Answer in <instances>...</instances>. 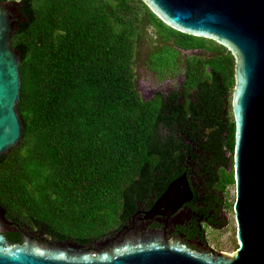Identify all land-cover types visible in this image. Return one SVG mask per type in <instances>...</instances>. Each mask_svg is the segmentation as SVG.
Listing matches in <instances>:
<instances>
[{
    "label": "trees",
    "instance_id": "obj_1",
    "mask_svg": "<svg viewBox=\"0 0 264 264\" xmlns=\"http://www.w3.org/2000/svg\"><path fill=\"white\" fill-rule=\"evenodd\" d=\"M18 2L12 42L23 135L0 158V204L9 214L87 244L118 230L185 171L194 202L215 205L225 148L235 143L232 52L168 26L144 0ZM188 48L205 51L187 56L184 93L168 103L162 93L144 99L141 54L162 76ZM200 168L211 176L205 187L194 179Z\"/></svg>",
    "mask_w": 264,
    "mask_h": 264
},
{
    "label": "water",
    "instance_id": "obj_2",
    "mask_svg": "<svg viewBox=\"0 0 264 264\" xmlns=\"http://www.w3.org/2000/svg\"><path fill=\"white\" fill-rule=\"evenodd\" d=\"M168 26L205 37L227 47L235 57L232 110L235 119L233 205L238 246L231 252H198L185 243L160 236L122 245L109 244L88 253L78 242L69 248L35 250L9 245L0 235V264H264V0H144ZM0 0V158L17 146L23 135L18 109L22 79L21 57L12 38L19 27L18 1L6 9ZM194 197L187 172L173 179L147 215L174 213ZM213 227L225 226L219 211ZM0 204V226L8 224Z\"/></svg>",
    "mask_w": 264,
    "mask_h": 264
},
{
    "label": "flooded vegetation",
    "instance_id": "obj_3",
    "mask_svg": "<svg viewBox=\"0 0 264 264\" xmlns=\"http://www.w3.org/2000/svg\"><path fill=\"white\" fill-rule=\"evenodd\" d=\"M14 1L19 0H3L2 6L6 9L14 8ZM16 8L18 10V6ZM14 16L20 19L21 13L17 11ZM204 51L205 49L202 48L179 49L180 54L177 59L178 62L176 63L178 68L174 71L169 70L163 73L162 76L146 64L148 66L146 69L149 68L153 75L156 76L157 83L151 86L149 82H138L137 85L143 98L149 100L158 93H162L166 98L165 103H168L171 101V98H174L176 93L180 92V95H182L185 91L183 83L187 68V56L191 54H202ZM182 53H186L187 55L183 56ZM181 65H183L182 69ZM170 76H175V78H171ZM200 153L202 154V152ZM202 155L204 156L202 159L210 158L207 154ZM201 171L202 169L200 168L198 171H194V173H199L202 176ZM203 177L204 181H206L211 176L204 174ZM188 178L192 179L191 176ZM156 198V195L153 194L151 197V201L153 200L152 203L145 202L139 205L134 214L118 230L87 244L78 242L79 249L88 253H96L101 251L103 246H108L109 244H117L120 246L125 241L147 240L152 236H160L159 238L162 242L185 243L190 250L208 253L220 251L216 250L207 239L205 227V224H220L216 222L219 217V207H221L218 201L215 205L209 206L206 202L202 201L203 198L200 202H194L193 197L192 200L186 202L174 213L165 212L148 216L147 212L153 206ZM6 218L9 223L0 226V235L5 237L9 245H30L35 250H38V248L51 250L55 248H69L71 242H77L68 239L61 240L54 237V235L49 233L47 226L19 222L7 210Z\"/></svg>",
    "mask_w": 264,
    "mask_h": 264
},
{
    "label": "rangeland",
    "instance_id": "obj_4",
    "mask_svg": "<svg viewBox=\"0 0 264 264\" xmlns=\"http://www.w3.org/2000/svg\"><path fill=\"white\" fill-rule=\"evenodd\" d=\"M151 34L153 35L154 32L152 31ZM145 43H148L146 41ZM143 51L146 52L147 49L143 47ZM183 56L187 55L186 53H182ZM141 54V60H138L137 64V84L138 82H149L151 86H154V83H157L156 76L153 75V73L148 69H146L148 66L146 65L145 61L142 59ZM183 65H181L182 69ZM171 77V76H170ZM167 77V78H170ZM175 78V76L171 77ZM177 78V77H176ZM138 86V85H137ZM139 88V87H138ZM233 90L231 91V93ZM232 96V94H231ZM228 114L232 115L231 108L228 109ZM233 152L234 150H229L225 148V155L228 158V165L226 166L227 175H225L221 172L219 181L214 185V189L217 190L218 203L221 207L220 209H223L228 217V222L225 226L222 227H213L210 224H205L206 227V235L207 239L213 245L216 250L220 251H227L231 252L235 250L238 246V240L236 237V231H237V224L235 221V213H234V202L236 197V188H235V182H228L229 176L231 173H233ZM229 173V174H228ZM194 179L199 181L198 184L201 187L205 186L204 179L201 180L202 176L199 173H195Z\"/></svg>",
    "mask_w": 264,
    "mask_h": 264
}]
</instances>
